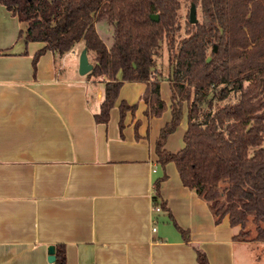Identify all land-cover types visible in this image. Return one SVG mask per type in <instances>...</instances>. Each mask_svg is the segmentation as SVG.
<instances>
[{"label": "crops", "instance_id": "crops-1", "mask_svg": "<svg viewBox=\"0 0 264 264\" xmlns=\"http://www.w3.org/2000/svg\"><path fill=\"white\" fill-rule=\"evenodd\" d=\"M25 29L0 4V264H56L59 249L64 264H199L195 249L208 264H236V250L249 264V246L264 243L236 239L227 216L215 224L174 163L157 162L168 82L159 83V116L145 113V84L124 82L97 123L103 77L79 75L74 51H45L33 66L43 44L25 42ZM121 102L135 105L122 119ZM185 130L184 110L163 148L179 151Z\"/></svg>", "mask_w": 264, "mask_h": 264}, {"label": "trees", "instance_id": "trees-1", "mask_svg": "<svg viewBox=\"0 0 264 264\" xmlns=\"http://www.w3.org/2000/svg\"><path fill=\"white\" fill-rule=\"evenodd\" d=\"M181 2L198 6L200 20L193 24L188 20L184 36L176 41ZM0 4L26 24L25 42L43 44L33 56V66L43 52L62 55L83 41L86 53L93 55L86 75L103 77V100L93 116L97 123L108 121L124 82L145 84V113L159 116L166 109L159 83L166 80L170 120L156 139L157 162L174 163L183 186L206 203L215 224L227 216L230 226H239L236 239L264 243V0H0ZM100 16L111 30L108 47L94 27ZM164 44L165 73L158 62ZM118 108L122 119L135 105L121 102ZM184 110V145L172 153L163 145ZM159 182L154 184L153 206H163L157 201ZM249 222L254 235L247 228ZM177 229L187 241V233ZM195 252L199 264H208L203 252ZM55 263L64 264L63 250H57Z\"/></svg>", "mask_w": 264, "mask_h": 264}, {"label": "rangeland", "instance_id": "rangeland-1", "mask_svg": "<svg viewBox=\"0 0 264 264\" xmlns=\"http://www.w3.org/2000/svg\"><path fill=\"white\" fill-rule=\"evenodd\" d=\"M191 3L188 2H181L180 3V9L178 12V22H179V31L175 33V40L177 41L179 38L184 36V27L186 22L188 21V15H189V10H190ZM195 18L197 21L200 20V9L195 7ZM94 27L95 30L99 36L105 43V45L111 46L112 40H111V30L110 27L107 23V20L105 17L100 16L95 18L94 21ZM83 49V41H79L76 43L73 48L70 51H74V53L70 56V59L73 61L78 62V58L80 55V52ZM87 58L89 63H93V55L92 54H87ZM158 62H160L163 66L166 65V48L165 44L163 45V48L161 50V56L158 59ZM247 228H250L252 230V235L255 234L254 230V225H252L250 222L247 225ZM250 248V256L248 258L249 264H264V244H253L249 246ZM235 263L236 264H241L240 259H242L241 254L239 252L235 253Z\"/></svg>", "mask_w": 264, "mask_h": 264}, {"label": "water", "instance_id": "water-1", "mask_svg": "<svg viewBox=\"0 0 264 264\" xmlns=\"http://www.w3.org/2000/svg\"><path fill=\"white\" fill-rule=\"evenodd\" d=\"M150 18L152 20H157L158 16L157 15H151ZM188 20L190 23H196L197 20L195 18V6L194 4H191L190 10H189V15H188ZM215 51V47L213 48ZM92 69V64L89 63L86 50L83 48L82 51L80 52L79 58H78V74L79 75H85L88 72H90ZM54 248L53 247H48V257L47 260L49 262H52L54 260Z\"/></svg>", "mask_w": 264, "mask_h": 264}, {"label": "built area", "instance_id": "built-area-1", "mask_svg": "<svg viewBox=\"0 0 264 264\" xmlns=\"http://www.w3.org/2000/svg\"><path fill=\"white\" fill-rule=\"evenodd\" d=\"M152 210H153L154 212H158V211H160V207L157 206V205H155V206H153ZM151 230L154 231V228H152Z\"/></svg>", "mask_w": 264, "mask_h": 264}]
</instances>
